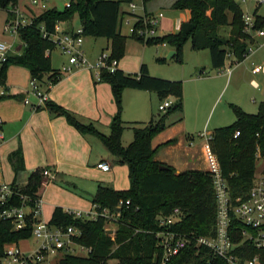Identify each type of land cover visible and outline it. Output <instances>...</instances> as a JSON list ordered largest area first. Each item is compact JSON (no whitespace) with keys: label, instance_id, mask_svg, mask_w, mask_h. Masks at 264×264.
Listing matches in <instances>:
<instances>
[{"label":"trees","instance_id":"obj_1","mask_svg":"<svg viewBox=\"0 0 264 264\" xmlns=\"http://www.w3.org/2000/svg\"><path fill=\"white\" fill-rule=\"evenodd\" d=\"M133 1L69 0L68 7H50L38 15H31L30 23L16 29L23 44L21 53L7 55L0 64V86L5 88L4 80L9 64L26 68L38 86L49 88L59 81L61 73L51 67L50 58L45 51L54 49L50 35L55 31L56 24L70 20L74 15L78 18L83 37L105 38L109 41V59L116 62L124 55L127 37L146 45H168L174 49L172 57L178 62L182 46L189 41L193 50H208L213 69L224 65L227 53L231 54L232 63L241 62L247 54L248 46L253 42L243 32L242 11L234 0H174L171 8L189 11L188 20L181 22L175 33L146 40L133 34L122 35L120 27L124 14L136 17L133 27L141 22L142 17L121 9L122 4ZM148 1L150 0H141L142 5ZM16 3L17 0H0V9H8V17L13 19ZM253 15L255 28L262 29L264 18L255 13ZM221 28H226L224 35L220 33ZM156 61L163 62L164 59L157 58ZM98 81L109 85L115 105L108 134L98 131L91 123L80 122L73 113L52 101H45L43 108L51 115L63 116L67 124L79 133L96 136L117 163L126 165L129 186L118 190L98 184L90 198L92 207L98 212L103 209L110 213L118 211V217L113 221L116 228L112 235L105 227L108 220L101 216L96 219L76 218L61 207L53 209L47 224L61 230L68 226L77 228L80 236L75 241L90 248L85 256L63 253L55 264H107L109 259L115 260L117 264H161L155 239V233L161 229L157 217L166 216L177 208L180 219L170 229L184 234L192 232L196 235H208L212 232L214 223L215 202L210 174L196 169L176 173L173 167L154 159L158 147H151V139L165 128L166 114L182 109V82L150 76L144 64L134 74L125 73L116 67L112 72L101 69ZM125 88L152 91L159 99L172 95L175 102L167 108L164 115L133 127L131 142L123 146L120 140L123 130L121 97ZM231 108L234 121L214 128L210 132L208 146L216 157L230 196L243 198L255 171L256 145L264 152V102L258 104L254 114L235 105H231ZM235 131L239 134L234 138ZM174 142L171 139L161 145ZM7 160L13 179L9 184L11 193L6 202L0 205V213L9 206L21 205L30 211L25 214L24 226L19 229H15L11 219L0 217V261L8 247L31 238L34 202L44 181L42 168H38L28 173L24 183L21 182L24 166L20 148L9 153ZM161 165L166 168L160 169ZM163 264H224V261L202 247L187 245Z\"/></svg>","mask_w":264,"mask_h":264},{"label":"crops","instance_id":"obj_2","mask_svg":"<svg viewBox=\"0 0 264 264\" xmlns=\"http://www.w3.org/2000/svg\"><path fill=\"white\" fill-rule=\"evenodd\" d=\"M173 1L170 0L164 4L163 0H150L144 6L142 5L140 11L135 15L143 17L155 13L162 14L161 11L166 7L165 5L171 8L170 5ZM16 7L24 18L38 15L41 12L30 8L28 0H17ZM50 7L62 9L57 7L56 0H48L47 8ZM171 9L173 22L165 20L162 14L157 27V36L175 33L181 22L188 20V10ZM174 12L179 13L175 15ZM8 15V9H0V41L8 45L7 55H19L23 44L17 33L5 29L6 23L12 20V17H8ZM135 20L136 17H134L133 23ZM76 26L80 27L78 18L74 15L70 20L58 22L55 31L66 33L76 29ZM87 38V41L84 38L81 49L88 61L94 63L101 51L108 50L109 41L105 38ZM257 38L259 37L253 38L252 46L257 43ZM139 43L135 46L133 42H125L124 55L116 62V68L128 74L139 71L140 66L145 63V59L138 55L141 51V42ZM160 45L161 47L166 46L165 44ZM130 49L133 51L131 55L127 53ZM53 50L48 54L51 67L61 70L62 65L66 64V58L59 51L53 53ZM170 50L174 49L170 47L168 51ZM52 54L55 55L57 62L59 61L57 65L52 63ZM94 73L86 67H71L70 71L61 72V78L54 85L49 88L39 86V90L45 95L46 101L60 105L73 113L80 122L91 123L98 131L106 134L109 132V123L115 113V105L109 85L98 81ZM229 74L230 72L227 73V76ZM260 74L264 75V73L252 75L260 76ZM30 79L26 68L15 64L7 66L4 80L5 93L4 97L0 98L2 181L6 184L12 182L13 173L7 157L16 148H20L24 166V172L21 175L22 183L25 182L28 173L38 168H48L54 173V179L42 185L38 190L41 201L39 220L48 222L55 207H61L64 211L87 213L92 210L90 198L98 184L108 186L115 183L116 185L117 177L111 164L112 156L96 136L79 133L67 124L63 116L51 115L44 109L43 105H40L37 98L29 91ZM200 79L203 78L196 76L191 80ZM252 80L258 84L256 89L259 90L260 84L254 79L249 81L250 86H252ZM223 84L224 81L221 80L219 87H222ZM207 85L210 87L206 86V91L213 87L210 83ZM196 93L198 95V97L196 96L197 102L200 91ZM156 95L155 92L148 90L125 88L121 97L122 120L136 121L149 117L151 104L157 97ZM24 99L28 103H24ZM184 129L185 127L179 122L165 125L164 130L151 139V147H158L154 159L173 167L176 173L188 169L206 171L207 143L205 141L195 142L192 137L187 135L188 133L184 134ZM171 139L175 142L161 145ZM101 163L107 164L109 168L107 170L100 169L99 164ZM32 240L34 242L33 238ZM16 246L24 253L32 250L26 240L19 241Z\"/></svg>","mask_w":264,"mask_h":264},{"label":"built area","instance_id":"obj_3","mask_svg":"<svg viewBox=\"0 0 264 264\" xmlns=\"http://www.w3.org/2000/svg\"><path fill=\"white\" fill-rule=\"evenodd\" d=\"M263 1L254 0L255 3ZM47 2L48 0H28V6L32 9L43 11L47 9ZM68 5L69 0L64 3L65 7H68ZM128 6L133 13V2L129 3ZM13 13L14 18L6 23L5 29L16 33L18 26L30 23L31 16L24 18L16 6L13 8ZM161 17V13L143 16L140 25L133 27L132 24L129 27V34L144 40L155 37L154 27ZM241 19L243 32L250 38L253 39L264 35L262 29L255 28L254 15L242 13ZM50 39L54 44V49H57L66 58V64L62 65L61 70H59L60 73L70 71L71 67H86L94 70L95 78L98 80L101 69L112 72L116 67V60L109 59V51L101 52L93 65L87 62L81 49L83 36L80 27L66 33L54 31L50 35ZM8 49V45L0 41V64L5 61ZM250 51H252L251 44L247 48V54ZM49 52V50H46L45 54H49ZM226 57H231V54L227 53ZM229 72L230 70L227 69V73ZM251 73H264V64L254 65ZM251 84L255 88L258 87V84L253 80ZM29 91L37 98L40 105L44 104L46 97L39 90L35 79H30ZM4 93V88L0 86V96H4ZM23 102L28 103L26 99ZM167 107H169V102L164 101L158 105V110L163 111ZM238 134L239 132L235 131L233 137H237ZM200 137L204 138L207 143L205 152L206 171L210 174L215 202L213 229L208 235H196L192 232L184 234L170 229L180 219L177 208H174L166 216L157 217L158 226L161 229L155 233V239L159 247L160 263L167 262L187 245H194V247H202L213 256L222 259L224 264H264V169L257 173L254 171L252 183L243 198H232L229 194L226 180L219 169L216 157L209 149L208 140L210 133L204 132ZM1 139L0 135V141ZM254 158L255 161H264V152H261L258 145L255 147ZM99 168L107 170L109 166L101 163ZM41 175L44 178L42 185L54 179V173L48 168H42ZM10 193L9 184L2 181L0 170V205L6 202ZM40 204L41 201L38 195L32 211L34 223L31 237L34 239L35 248L28 253H24L17 246L8 247L0 264H49V259L57 257L60 253L85 256L90 252V248L75 241L80 236V231L77 228L68 226L66 229L61 230L50 227L47 222L39 220ZM29 211L30 209L23 205L20 207L9 206L1 211L0 217L2 219H11L15 229H19L24 226V217ZM66 212L76 218L96 219L101 216L111 222L118 217V211L110 213L108 210L103 209L98 212L93 207L87 213L81 211Z\"/></svg>","mask_w":264,"mask_h":264},{"label":"rangeland","instance_id":"obj_4","mask_svg":"<svg viewBox=\"0 0 264 264\" xmlns=\"http://www.w3.org/2000/svg\"><path fill=\"white\" fill-rule=\"evenodd\" d=\"M66 1L68 0H56L57 7L63 8ZM169 1L170 0H163V3L167 4ZM234 1L242 9L243 13L248 15H253L255 13V15L264 17V1L260 3H255L254 0ZM133 4V14L135 15L136 12L140 11L142 2L141 0H134ZM165 6L166 7L161 11L164 19L173 22V11L171 8H168V5ZM121 9L128 13L131 12L128 4H122ZM178 13L174 12L175 15ZM151 15L152 14H149L148 16ZM133 20L134 16L124 14L120 27L122 35H130L129 27L132 25ZM159 22L160 19L154 27V36H157L158 34L157 27ZM262 31L264 32V27L262 28ZM220 33L224 35L226 33V28H221ZM84 38L85 41H87L88 38L83 37V40ZM126 41L133 42L135 46L140 44L138 40L131 37H127ZM256 42L257 43L252 46V51H250L241 62L235 64L231 62V57H226L224 65L219 69L211 68L208 50H193L190 47L189 41H186L181 48L180 62L174 57L166 59V55L170 48L168 45L161 47L160 44L146 45L141 42V51L138 55L145 59L144 64L146 65L150 76L182 82V109L181 111L174 110L167 113L164 120L165 125H172L179 122L180 125L185 127L184 134L188 133L187 135L192 137L195 142H204V138L200 137L201 134L204 132L210 133L214 128L229 125L234 121V113L231 105L238 106L240 109L250 114L256 113L260 101L264 102V75L260 74V76H253L250 71L256 64H264V36L257 38ZM53 51V53H55L58 50L54 49ZM127 53L131 55L133 51L130 49ZM157 58H163L164 61L158 62L156 61ZM51 60L54 65H57L59 62H57L54 54L51 55ZM87 62L91 65L94 64L90 63L88 59ZM227 69L230 70L228 76ZM91 70L94 72L93 69ZM196 76H200L203 79L191 80L196 78ZM251 79L256 80L260 84L259 90L250 86L249 81ZM221 80L224 81V84L222 87H219ZM209 83L212 84L213 87L206 91V86L210 87L207 85ZM198 91H200V93L198 101L196 102V96L198 97L196 92ZM164 101H168L169 106L171 107L175 102V98L172 95H168L162 99L156 97L151 104L149 117L138 119L136 121L122 120L123 130L120 140L123 146H126L131 142L133 137V127L141 126L151 118L155 119L165 114L168 107L163 111L158 110V105ZM136 122L138 124H136ZM114 159L115 158L112 157L111 164L117 177L115 181L116 185L114 183L113 185L110 184L108 186L113 189L116 186L118 190L126 189L129 186L127 167L125 164L117 163ZM262 169H264V161H256V173ZM105 227L108 231H114L116 228L111 221H107ZM111 233L113 232H110V234ZM26 241L32 249L35 248L32 238L26 239ZM61 255L62 254L60 253L57 257H51L49 259V264H55ZM107 264H117V262L113 259H109Z\"/></svg>","mask_w":264,"mask_h":264},{"label":"water","instance_id":"obj_5","mask_svg":"<svg viewBox=\"0 0 264 264\" xmlns=\"http://www.w3.org/2000/svg\"><path fill=\"white\" fill-rule=\"evenodd\" d=\"M174 53H175L174 50H170V51L168 52V54L166 55V59L171 58V57L174 55ZM165 168H166V167L163 166V165L160 166V169H165ZM110 232H112V231H108L109 234H110Z\"/></svg>","mask_w":264,"mask_h":264}]
</instances>
